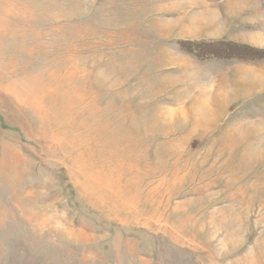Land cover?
I'll return each mask as SVG.
<instances>
[{"label":"rangeland","instance_id":"rangeland-1","mask_svg":"<svg viewBox=\"0 0 264 264\" xmlns=\"http://www.w3.org/2000/svg\"><path fill=\"white\" fill-rule=\"evenodd\" d=\"M0 264H264V0H0Z\"/></svg>","mask_w":264,"mask_h":264}]
</instances>
